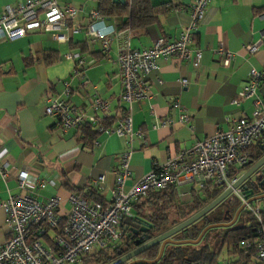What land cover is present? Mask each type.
Here are the masks:
<instances>
[{
	"label": "crops",
	"instance_id": "0c3cea01",
	"mask_svg": "<svg viewBox=\"0 0 264 264\" xmlns=\"http://www.w3.org/2000/svg\"><path fill=\"white\" fill-rule=\"evenodd\" d=\"M25 1L0 0V15L5 7H18ZM95 1L97 11L98 0ZM165 1L154 0V3ZM191 2L179 0L159 18L158 25L131 31L123 28L129 18L104 17L103 23L92 22L93 10L87 8V0H60L61 7L70 5L79 11L78 17L68 23L71 29L76 25L86 27L92 22L108 34L110 45L105 53L99 42L83 34L72 36L69 43L54 41L43 32L29 33L13 42H0V162L8 163V177L5 180L0 177V202L9 196L29 195L45 203L57 196L62 201L60 213H67L72 193L64 184L86 195L83 198L91 204L109 202L115 183L114 172L124 153L132 154L129 187L151 170L152 163H162L190 149L196 141L227 130L226 117L251 116L250 101L238 106L232 105V101L239 99L238 94L245 87L251 70H264V0L209 1L205 19L191 46L192 50H202L198 67L194 68L189 61L178 63L174 58L157 61L158 70L148 77L151 97L131 106L134 134L131 138L98 134L90 142L83 139L80 129L63 133L52 118L44 115L50 93L60 92L62 83L70 82L73 90L69 102L74 107L83 108L91 116L90 103L94 96H99L110 104L109 117L115 121L121 118L118 53L128 43L132 49H149L160 37L177 40L182 28L190 23ZM178 5L182 9L176 12L174 8ZM79 43H86L85 51L72 48ZM252 46L257 47L255 53L247 50ZM220 48L234 55L228 68L223 65L224 56L218 53ZM48 52H54L58 61L46 64ZM72 53H80L87 61L95 62L85 70L87 87H81L80 81L72 77L75 64L65 59ZM181 80L186 81L184 87L180 85ZM256 98L264 101V80L256 90ZM173 102L184 110L187 123L179 122V110L172 108ZM165 120L171 124L162 126ZM20 171L29 174V183L49 180L54 181L55 186L37 190L28 185L19 190L17 175ZM101 178L102 184L99 183ZM190 190L189 187L179 196L187 197ZM261 205L263 207V202ZM8 239L5 215L0 209V246Z\"/></svg>",
	"mask_w": 264,
	"mask_h": 264
},
{
	"label": "built area",
	"instance_id": "2783aa9c",
	"mask_svg": "<svg viewBox=\"0 0 264 264\" xmlns=\"http://www.w3.org/2000/svg\"><path fill=\"white\" fill-rule=\"evenodd\" d=\"M119 2L120 0H114ZM128 6L132 0H123ZM210 0H192L190 5V23L182 28L177 40L167 41L158 38L149 49H132L129 43L117 55V65L122 91L118 101L121 105V118L106 126L104 120L109 117L110 104L99 96H94L90 107L92 115L83 108H76L69 102L72 93L70 82H63L62 89L50 93L46 99L44 115L54 120L63 133L89 124L98 134L106 136L129 137L133 134L130 110L134 103L151 97V85L148 77L158 70L157 61L174 58L178 63L189 61L194 68L202 58V50H192V42L205 19ZM173 7L179 0H167ZM60 0H26L18 7H5L0 15V42H13L26 37L29 33L43 32L54 41L69 43L74 35L83 34L86 38L101 44L103 53L109 50V36L96 28L92 22L103 23L104 18L97 11L90 13L91 23L82 27L70 28L68 23L78 17L74 7L60 6ZM181 11L182 6L174 8ZM262 17L264 18V12ZM250 53L257 51L256 46L248 47ZM218 53L224 56L223 65L228 68L234 55ZM75 66L72 77L80 81L81 87H87L86 68L94 65L80 53L65 56ZM264 80V70H251L249 79L239 92V99L232 101L238 106L250 101L253 111L250 117H226L227 130H220L212 137L198 140L185 151L166 159L162 163H152L151 170L137 183L127 186L131 180V152L124 153L118 159L114 172L115 183L109 202L89 203L85 198L72 193L67 213H60L62 201L54 196L45 203H39L29 195L9 196L0 202L5 215V225L9 239L0 246V264H79L83 256L95 249L103 250L109 244L121 238V223L133 217V204L145 199L151 192L179 189L189 186L194 190L208 188L221 193L231 188L251 161L249 149L260 144L264 146V101L256 98V90ZM162 84L161 81L158 82ZM181 87L186 81H180ZM172 108L179 110V122H188L183 109L176 102ZM165 120L162 126L170 125ZM141 134V133H139ZM264 168L250 176L243 185L233 189L220 207H227L229 215L223 221L236 222L240 215L251 217L255 224V240L247 241L245 248L255 246V259L264 262V215L262 201H254L244 193L247 183L264 181ZM0 177H8V163L0 162ZM29 174L20 171L17 186L24 190L29 185L42 190L47 185L55 186L54 181L29 183ZM103 183V178L100 179ZM216 211V210H215ZM223 211V210H221Z\"/></svg>",
	"mask_w": 264,
	"mask_h": 264
},
{
	"label": "trees",
	"instance_id": "16d2710c",
	"mask_svg": "<svg viewBox=\"0 0 264 264\" xmlns=\"http://www.w3.org/2000/svg\"><path fill=\"white\" fill-rule=\"evenodd\" d=\"M166 4H168L166 1L164 3H154V0H132L131 5L128 6L126 4L121 5L114 0H98L97 12L103 18H129V22L126 21L123 28H130L133 31L151 25H158L159 18L165 16L173 9V7H167ZM75 47L80 49L81 52L87 48L86 43L72 45V48ZM95 54H98V52H95ZM56 61H58V56L54 52H48L45 55L46 64H53ZM114 121V118L108 117L104 120V123L106 126H111ZM77 129L84 133V140L93 142L98 136V133L89 124H84ZM249 151H252V153L251 161L246 167L247 169L262 158L264 146L258 143L252 146ZM240 172L242 171L238 170L237 173ZM262 182L263 180L259 179L256 183H247L245 185L244 193L248 198H255L256 195L259 196L260 193L264 192V182L259 186ZM64 188L77 196L87 197L69 184H64ZM220 194L219 190L208 188L194 190L191 188L187 194L188 199L182 200L177 189L171 188L162 192H151L145 199L133 204V217L121 223L120 240L109 244L103 250L93 251L83 256L79 264H109L133 249L132 244H130L128 231L130 226H133L134 229L139 228L134 225L136 221L140 223V227L152 225L146 235L150 238H155L187 220ZM142 201V205H139ZM262 202L264 215V199ZM202 220L186 231L188 233L187 240L196 241L198 239L206 225L204 220ZM255 228L254 220L248 217L245 225L239 224L226 229L215 228L207 230L201 240L191 247L190 244L182 241L184 239L183 234H179L173 237V241L179 243L166 244L159 259L160 245H156L140 254L137 257L140 262L136 264H219L217 260L223 248H226L228 256L237 255L236 260L230 261L227 259L228 261L223 264H264V262H258L255 259L254 245L250 248H245L247 241L254 242Z\"/></svg>",
	"mask_w": 264,
	"mask_h": 264
},
{
	"label": "water",
	"instance_id": "95a60500",
	"mask_svg": "<svg viewBox=\"0 0 264 264\" xmlns=\"http://www.w3.org/2000/svg\"><path fill=\"white\" fill-rule=\"evenodd\" d=\"M119 3L121 5L125 4L123 0H120ZM261 168H264V155L254 165H252L249 169H247L232 185L231 188L221 193L216 199H214L203 209H201L200 211L189 217L187 220L183 221L182 223L173 227L172 229L164 232L163 234L156 236L155 238H150L149 236L146 235L147 231L152 228V225H148L147 227H143L141 229H129L133 237L136 236L139 232L144 233L145 236L143 237L142 240L140 239L131 240L130 244H132L133 249L109 264H136L140 262L137 260V257L140 254H142L144 251L156 245H160V253L158 256L159 259L162 255V252L166 244L179 243L173 241L174 236L183 234L184 239H186L188 236V233L186 231L189 228H191L197 222L201 221L209 213L214 212L223 203L224 199L231 194L233 189H236L239 186L243 185L247 180H249L251 175L257 173ZM263 182L259 186H261ZM263 199H264V195H260L258 197L253 198L254 201H262ZM207 230L208 229H206L205 231ZM205 231L201 233V235L198 237L196 241L188 240L184 242L190 244V247L192 245L197 244L201 240Z\"/></svg>",
	"mask_w": 264,
	"mask_h": 264
},
{
	"label": "flooded vegetation",
	"instance_id": "af4514ba",
	"mask_svg": "<svg viewBox=\"0 0 264 264\" xmlns=\"http://www.w3.org/2000/svg\"><path fill=\"white\" fill-rule=\"evenodd\" d=\"M259 195H264V192L263 193H260ZM223 210V211H221ZM229 210L227 207H218L216 209V211L212 212V213H209L203 220H204V223H206L205 225V228L203 229V231H205L206 229H215V228H231L233 226H235V222L233 221H223L224 219V216H228L229 215ZM202 220V221H203ZM135 226H138L139 228L138 229H141L143 227H140V223L138 221H136V223L134 224ZM129 229H134L133 226H130ZM202 231V232H203ZM206 232V231H205ZM204 232V233H205ZM128 234H129V239L130 241L131 240H136V239H140L142 240L143 237L145 236L144 233L142 232H139L136 236H132L131 232L128 231ZM133 237V239H132ZM182 241H188L187 238L186 239H183ZM194 241V240H193Z\"/></svg>",
	"mask_w": 264,
	"mask_h": 264
},
{
	"label": "rangeland",
	"instance_id": "374dc122",
	"mask_svg": "<svg viewBox=\"0 0 264 264\" xmlns=\"http://www.w3.org/2000/svg\"><path fill=\"white\" fill-rule=\"evenodd\" d=\"M87 8H90L91 10L95 11L94 9L96 8V1L95 0H87L86 3ZM120 20H117V22H119ZM62 86V85H61ZM247 185V184H246ZM189 190V186H183L180 188L179 193L181 192H186ZM188 197H183L182 200H187ZM144 201V200H143ZM143 201L141 203H139V205H142ZM248 220V216L246 215H240L237 219V221L235 222V225H245L246 222ZM219 229H224V228H219ZM233 261L237 259V255H227L226 252V248H223L220 256L218 257V263L219 264H223L226 263L228 260Z\"/></svg>",
	"mask_w": 264,
	"mask_h": 264
}]
</instances>
